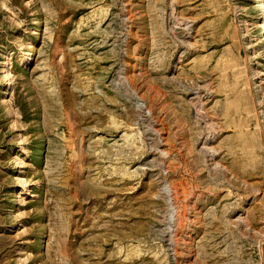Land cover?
Instances as JSON below:
<instances>
[{"label": "rangeland", "instance_id": "rangeland-1", "mask_svg": "<svg viewBox=\"0 0 264 264\" xmlns=\"http://www.w3.org/2000/svg\"><path fill=\"white\" fill-rule=\"evenodd\" d=\"M257 4L0 0V264H264Z\"/></svg>", "mask_w": 264, "mask_h": 264}, {"label": "bare ground", "instance_id": "bare-ground-1", "mask_svg": "<svg viewBox=\"0 0 264 264\" xmlns=\"http://www.w3.org/2000/svg\"><path fill=\"white\" fill-rule=\"evenodd\" d=\"M257 11L259 12L256 16L257 21H261L259 25V33L264 37V0H258V4L256 5ZM32 56V53L29 52L25 57H23V64L27 63L28 60H30V57Z\"/></svg>", "mask_w": 264, "mask_h": 264}]
</instances>
